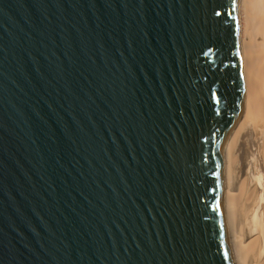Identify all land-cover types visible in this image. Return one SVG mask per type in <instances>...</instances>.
<instances>
[{"label": "water", "instance_id": "95a60500", "mask_svg": "<svg viewBox=\"0 0 264 264\" xmlns=\"http://www.w3.org/2000/svg\"><path fill=\"white\" fill-rule=\"evenodd\" d=\"M239 2L0 0V264H232Z\"/></svg>", "mask_w": 264, "mask_h": 264}, {"label": "bare ground", "instance_id": "6f19581e", "mask_svg": "<svg viewBox=\"0 0 264 264\" xmlns=\"http://www.w3.org/2000/svg\"><path fill=\"white\" fill-rule=\"evenodd\" d=\"M241 105L219 149L232 264H264V0H240Z\"/></svg>", "mask_w": 264, "mask_h": 264}]
</instances>
